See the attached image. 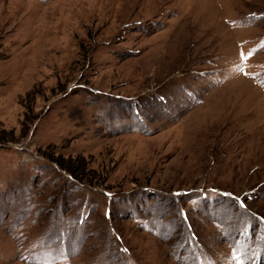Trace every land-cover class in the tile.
Here are the masks:
<instances>
[{"label":"rangeland","instance_id":"obj_1","mask_svg":"<svg viewBox=\"0 0 264 264\" xmlns=\"http://www.w3.org/2000/svg\"><path fill=\"white\" fill-rule=\"evenodd\" d=\"M0 264H264V0H0Z\"/></svg>","mask_w":264,"mask_h":264}]
</instances>
